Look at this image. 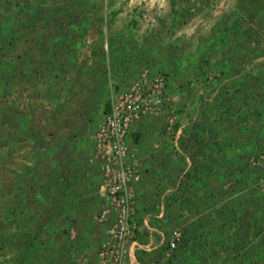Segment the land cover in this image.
<instances>
[{"label":"rangeland","instance_id":"obj_1","mask_svg":"<svg viewBox=\"0 0 264 264\" xmlns=\"http://www.w3.org/2000/svg\"><path fill=\"white\" fill-rule=\"evenodd\" d=\"M153 73L163 107L126 137L129 264H264V0H0L7 264L97 258L115 221L105 115Z\"/></svg>","mask_w":264,"mask_h":264},{"label":"built area","instance_id":"obj_2","mask_svg":"<svg viewBox=\"0 0 264 264\" xmlns=\"http://www.w3.org/2000/svg\"><path fill=\"white\" fill-rule=\"evenodd\" d=\"M165 83V76L161 73H153L149 81L147 77H142L129 91L112 99L109 112L105 115L100 136L101 150L108 146L110 152L106 154L103 166L106 176L104 187L106 202L115 212V221L104 229L107 238L101 243L96 261L92 264H129L126 244L133 226V189L140 173L139 163L130 153L126 137L133 121L161 110ZM257 160L261 165L260 158ZM170 245L175 247L174 242ZM73 264L89 263L80 259Z\"/></svg>","mask_w":264,"mask_h":264},{"label":"crops","instance_id":"obj_3","mask_svg":"<svg viewBox=\"0 0 264 264\" xmlns=\"http://www.w3.org/2000/svg\"><path fill=\"white\" fill-rule=\"evenodd\" d=\"M201 16H203V14H201L200 15V17ZM144 145V147H146V148H144L145 149V155H146V157H145V159L143 160V164H141V166H143V167H148L149 168V170H147V169H145V168H143L142 167V169L145 171V173L146 174H150V172L152 171V169L153 168H151V165H153V164H155V159H149V155H150V153H148L147 151H149V147H150V145L149 144H147V146H146V144H143ZM149 145V146H148ZM154 157V156H153ZM151 158H152V156H151ZM163 160V155H159V161H162ZM175 160V159H174ZM176 161V160H175ZM144 187H147V185L146 184H143L142 182H141V184H140V186H139V190L140 191H144L145 192V190H144ZM163 191V190H162ZM144 222L145 223H147L146 222V219L144 220ZM103 235V234H102ZM1 237V236H0ZM3 239V238H2ZM84 251H86V249L84 250ZM87 257H85V259L87 260V258H89V259H91V262H93V263H95V261H96V254H94V253H92V254H90L89 252H87ZM6 256V255H5ZM7 258V257H6ZM48 264L47 263V260H44V261H40V262H32L31 264ZM0 264H7L6 263V260H5V257H4V254H3V252H2V249H0Z\"/></svg>","mask_w":264,"mask_h":264}]
</instances>
